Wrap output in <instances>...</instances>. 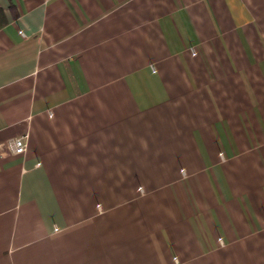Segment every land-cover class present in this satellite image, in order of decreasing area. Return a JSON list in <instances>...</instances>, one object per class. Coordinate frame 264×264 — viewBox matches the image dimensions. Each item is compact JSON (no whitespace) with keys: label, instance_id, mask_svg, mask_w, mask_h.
Wrapping results in <instances>:
<instances>
[{"label":"crops","instance_id":"obj_1","mask_svg":"<svg viewBox=\"0 0 264 264\" xmlns=\"http://www.w3.org/2000/svg\"><path fill=\"white\" fill-rule=\"evenodd\" d=\"M0 264H264V0H0Z\"/></svg>","mask_w":264,"mask_h":264},{"label":"built area","instance_id":"obj_2","mask_svg":"<svg viewBox=\"0 0 264 264\" xmlns=\"http://www.w3.org/2000/svg\"><path fill=\"white\" fill-rule=\"evenodd\" d=\"M9 147L13 152L17 154H23L25 153L27 149V141H26V136H17L14 137L10 142H9Z\"/></svg>","mask_w":264,"mask_h":264}]
</instances>
